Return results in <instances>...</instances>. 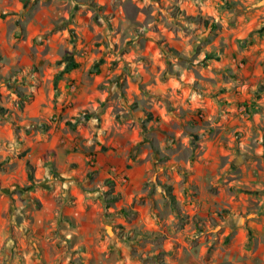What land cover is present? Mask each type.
<instances>
[{
  "label": "rangeland",
  "instance_id": "obj_1",
  "mask_svg": "<svg viewBox=\"0 0 264 264\" xmlns=\"http://www.w3.org/2000/svg\"><path fill=\"white\" fill-rule=\"evenodd\" d=\"M1 52L0 264H264V0H0ZM90 116L85 168L13 143Z\"/></svg>",
  "mask_w": 264,
  "mask_h": 264
},
{
  "label": "crops",
  "instance_id": "obj_2",
  "mask_svg": "<svg viewBox=\"0 0 264 264\" xmlns=\"http://www.w3.org/2000/svg\"><path fill=\"white\" fill-rule=\"evenodd\" d=\"M1 55H2L1 58H4L5 54H3V52H1ZM11 55L14 56L13 54L9 53L8 58H10ZM12 67L13 64L7 66L6 71L13 69ZM76 83L78 84L77 88L76 87L75 89L70 88L71 93H69L65 83H62V81L60 80L53 82L50 84L51 86L50 95L48 96L47 91L45 90L46 83L44 81H40L37 87V91L34 92V95L32 96L31 100L29 102H25L26 105L23 113L25 114L27 113V116L31 118L30 119L31 121L32 118L33 119H39V117L47 118L48 116H51V114H56L58 117L60 116L63 117L64 121L70 117L72 118L73 116L79 114L85 108V106H89V105L91 106L92 104L91 99L95 97L93 95H90L88 97L87 90L89 88L92 89L91 87H88L86 84H84V82H80V80L79 82L76 81ZM58 87H60L61 89V91L59 92H61L62 97L58 99L61 101L60 104H58L54 108L53 98L56 91H58ZM99 110L103 111L101 107H99ZM102 114L103 112H101V115ZM87 121H88L87 123L89 124L88 126L89 129L85 127V130L82 131V128L84 126L80 127L70 124L72 126L70 127V129L66 128V130H68L66 133L61 132L64 131L65 128L63 123L59 126L60 128H58V126L55 127L54 124L53 125L54 127L48 130L49 133H47L46 136L42 138L43 140L40 141V143L36 141L34 142L32 139H28L24 141L22 140V138H18L14 133L13 143L15 141L17 147L33 149V147L35 146H40L45 150L51 151V153L57 152L61 154H67V158H69L70 160H72L71 158H73V160H78L79 162L77 163L79 167L85 168V161L89 159V155L91 154H88V152L86 153L85 151H81L82 149L80 144L82 142L87 145L93 143L94 135L92 134L94 133L92 132L91 135L89 136V131L99 129L100 126L99 124H94V119L92 116H90V118H88ZM4 128L5 131L7 132L6 125ZM27 130L25 129L24 131ZM6 132L2 133V131L0 130V142L5 141L4 138L7 137V135H5ZM9 133H10L9 137L7 138H10L11 135H13V131L12 132L10 131ZM54 160L56 162V165L58 167H61V165L57 164L58 159L53 158V161ZM61 164L63 165L64 162H61Z\"/></svg>",
  "mask_w": 264,
  "mask_h": 264
},
{
  "label": "trees",
  "instance_id": "obj_3",
  "mask_svg": "<svg viewBox=\"0 0 264 264\" xmlns=\"http://www.w3.org/2000/svg\"><path fill=\"white\" fill-rule=\"evenodd\" d=\"M0 59H1V54H0ZM76 65H73V67H75ZM17 94L16 96L19 99H26L29 98L31 96V94L28 95H23L21 92L16 91ZM22 102L23 101H19L18 102V106L21 107L22 106ZM0 116H8L9 118L12 116L11 111H9L8 109H6L5 107H3L2 105H0ZM12 123V122H11ZM32 175H30V179L32 181ZM161 188H164L165 192L167 193V196L174 202V197L173 195L170 194V185H162ZM116 197H114L113 199H115Z\"/></svg>",
  "mask_w": 264,
  "mask_h": 264
}]
</instances>
